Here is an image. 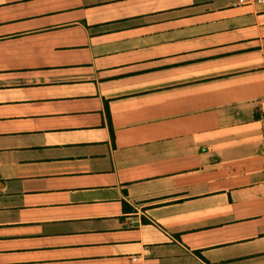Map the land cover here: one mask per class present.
Returning <instances> with one entry per match:
<instances>
[{"label":"crops","instance_id":"obj_1","mask_svg":"<svg viewBox=\"0 0 264 264\" xmlns=\"http://www.w3.org/2000/svg\"><path fill=\"white\" fill-rule=\"evenodd\" d=\"M0 264H264V3L0 0Z\"/></svg>","mask_w":264,"mask_h":264},{"label":"built area","instance_id":"obj_2","mask_svg":"<svg viewBox=\"0 0 264 264\" xmlns=\"http://www.w3.org/2000/svg\"><path fill=\"white\" fill-rule=\"evenodd\" d=\"M264 3V0H236V4L242 5V6H248V5H254L258 4L261 5ZM138 261V258L134 257L132 258V262L136 263Z\"/></svg>","mask_w":264,"mask_h":264}]
</instances>
